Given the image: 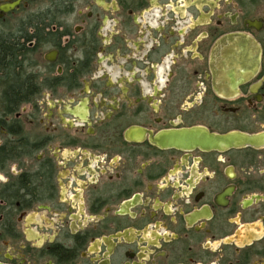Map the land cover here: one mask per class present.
I'll use <instances>...</instances> for the list:
<instances>
[{
	"label": "flooded vegetation",
	"instance_id": "1",
	"mask_svg": "<svg viewBox=\"0 0 264 264\" xmlns=\"http://www.w3.org/2000/svg\"><path fill=\"white\" fill-rule=\"evenodd\" d=\"M0 264H264V0H0Z\"/></svg>",
	"mask_w": 264,
	"mask_h": 264
},
{
	"label": "water",
	"instance_id": "2",
	"mask_svg": "<svg viewBox=\"0 0 264 264\" xmlns=\"http://www.w3.org/2000/svg\"><path fill=\"white\" fill-rule=\"evenodd\" d=\"M260 139H262L260 136H247L238 133L218 135L203 129H190L164 132L153 137L152 141L163 149L223 151L233 147L252 145Z\"/></svg>",
	"mask_w": 264,
	"mask_h": 264
}]
</instances>
